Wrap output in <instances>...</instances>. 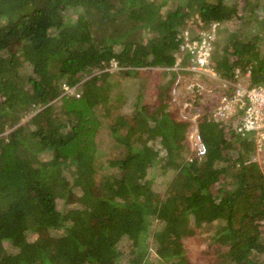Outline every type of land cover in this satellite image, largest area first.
<instances>
[{
  "label": "trees",
  "instance_id": "obj_1",
  "mask_svg": "<svg viewBox=\"0 0 264 264\" xmlns=\"http://www.w3.org/2000/svg\"><path fill=\"white\" fill-rule=\"evenodd\" d=\"M244 1L0 0V264H264L254 145L206 109L208 152L190 160L194 124L178 118L166 69L178 32L216 21L217 73L264 80V9ZM154 67L166 79L124 113L120 72Z\"/></svg>",
  "mask_w": 264,
  "mask_h": 264
},
{
  "label": "built area",
  "instance_id": "obj_2",
  "mask_svg": "<svg viewBox=\"0 0 264 264\" xmlns=\"http://www.w3.org/2000/svg\"><path fill=\"white\" fill-rule=\"evenodd\" d=\"M198 17V15H197ZM203 22L193 24L178 32L179 48L175 52L174 66L166 67L177 72L172 87V102L178 107L181 117L194 125L189 133L192 155L202 161L208 152L198 128V119L208 111L207 119L220 126L234 125L238 134L248 138L254 145L255 152L249 162L258 163L264 170V80L251 84L250 72L245 74V81L240 69L233 79H224L214 69L212 55L214 40L219 35V22L210 23V28ZM113 62L112 69H118ZM65 93L80 95L75 86L63 84ZM207 99V100H206Z\"/></svg>",
  "mask_w": 264,
  "mask_h": 264
},
{
  "label": "rangeland",
  "instance_id": "obj_3",
  "mask_svg": "<svg viewBox=\"0 0 264 264\" xmlns=\"http://www.w3.org/2000/svg\"><path fill=\"white\" fill-rule=\"evenodd\" d=\"M240 3H244L245 1L244 0H239ZM259 5H261V8L260 10H263L264 9V0H261L259 2ZM251 7H254V4L253 5H250ZM249 7L250 10L247 11V14H251L253 9L254 8H251ZM195 17L197 15H194ZM191 20V19H190ZM220 34V37H222V40H224V38L226 37V33H222V32H219ZM221 40V41H222ZM223 43V42H222ZM262 45V53L264 55V40L262 41L261 43ZM28 71H31V66L27 68ZM141 70V73L139 75H136V76H132V75H127L125 73H121L120 72V77H119V83L121 85V91H123L124 95L129 98L128 99V105L126 106H123L122 108V111L124 113H127L128 115H131V112L133 110V108L135 107L136 105V101H139V97H138V93L140 92V88L141 86H148L149 89L152 90H156V84H159L161 83V80H165L166 79V76L165 74L163 73V70L164 68L162 67H154V68H143V69H140ZM98 72H92V73H89L88 75H86L85 78H83L81 80V82H83V80H87L90 76H94V75H97ZM243 79L245 81H247L248 79L245 77V75H243ZM161 78V80H159ZM155 86V87H154ZM80 92V91H79ZM159 98L156 97V99L152 102H150L149 105L150 108L153 110L155 109V107H157V105L159 104ZM144 104H146V102H143ZM36 113H38L37 111L34 112L33 114H30V115H27L25 116L21 121L20 123H26L30 118H32ZM178 117H181L180 115H178ZM34 122V121H33ZM40 121L38 120L37 122H34V123H39ZM10 129L6 130L5 133H7ZM189 140V143L192 145V142H190V139L188 138ZM110 151L111 149L108 148ZM187 153V151L185 152ZM190 152L187 153L186 156L189 155ZM261 156L264 157V153L260 154ZM187 158V157H186ZM153 170L150 169V172H152ZM160 171V170H158ZM71 174V173H69ZM170 181V175L167 176V175H163V176H158L157 177V180H156V187L164 193V191L166 190L167 186H168V183ZM189 247V246H188ZM191 247H189L190 249Z\"/></svg>",
  "mask_w": 264,
  "mask_h": 264
},
{
  "label": "clouds",
  "instance_id": "obj_4",
  "mask_svg": "<svg viewBox=\"0 0 264 264\" xmlns=\"http://www.w3.org/2000/svg\"><path fill=\"white\" fill-rule=\"evenodd\" d=\"M217 72V71H216ZM219 74V73H218ZM220 75V74H219ZM221 76V75H220ZM222 77V76H221ZM224 79H226V78H224ZM228 80H230V79H228ZM179 113V112H178Z\"/></svg>",
  "mask_w": 264,
  "mask_h": 264
}]
</instances>
